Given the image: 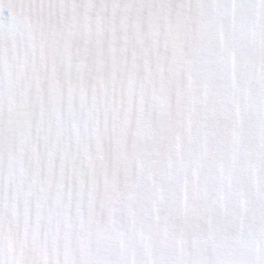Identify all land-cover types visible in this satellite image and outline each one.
<instances>
[{
  "label": "snow or ice",
  "instance_id": "snow-or-ice-1",
  "mask_svg": "<svg viewBox=\"0 0 264 264\" xmlns=\"http://www.w3.org/2000/svg\"><path fill=\"white\" fill-rule=\"evenodd\" d=\"M0 264H264V0H0Z\"/></svg>",
  "mask_w": 264,
  "mask_h": 264
}]
</instances>
